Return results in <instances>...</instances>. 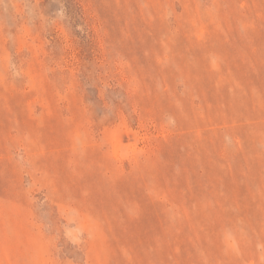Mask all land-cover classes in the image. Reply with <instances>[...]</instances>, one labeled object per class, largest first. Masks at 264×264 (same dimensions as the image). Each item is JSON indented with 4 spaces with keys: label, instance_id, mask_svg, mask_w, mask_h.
Instances as JSON below:
<instances>
[{
    "label": "rangeland",
    "instance_id": "374dc122",
    "mask_svg": "<svg viewBox=\"0 0 264 264\" xmlns=\"http://www.w3.org/2000/svg\"><path fill=\"white\" fill-rule=\"evenodd\" d=\"M0 264H264V0H0Z\"/></svg>",
    "mask_w": 264,
    "mask_h": 264
}]
</instances>
